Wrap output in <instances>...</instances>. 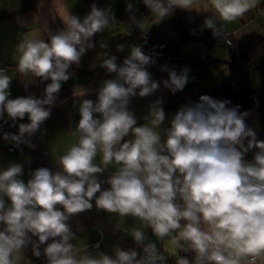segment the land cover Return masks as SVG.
I'll list each match as a JSON object with an SVG mask.
<instances>
[{"label":"clouds","instance_id":"clouds-1","mask_svg":"<svg viewBox=\"0 0 264 264\" xmlns=\"http://www.w3.org/2000/svg\"><path fill=\"white\" fill-rule=\"evenodd\" d=\"M124 2L127 23L116 19L112 3L93 2L83 17L60 15L63 27L48 28L47 39L19 32L15 67L0 65V140L23 154L22 145L37 148L33 137L46 133L63 84L96 48L97 35L124 23L125 36L133 29L143 36V43L117 44L116 54L99 42L102 51L90 67L105 70L108 78L98 82L95 99L88 98V89L74 87L78 119L70 121L68 134L75 143L54 156L52 168L31 169L25 179L31 157L0 165V264H32L25 255L29 247L45 264H168L170 258L174 264H264V139L247 122L251 113L208 94L169 113L166 94L183 93L197 77L189 65L170 63L171 57L161 63L165 45L145 49L152 27L178 11L211 13L191 35L208 30L231 47L227 25L261 0H139L148 9L140 19L137 0ZM195 19L188 17L191 24ZM126 50L120 60L117 54ZM153 68L166 76L155 78ZM10 71L26 81L25 89L43 84L41 95L13 97ZM150 97L138 116L132 102ZM4 125L18 131H3ZM94 207L114 217V231L135 246L114 243L110 252L102 251V230L94 252L78 245L84 229L73 230L70 221ZM129 218L134 223L122 228Z\"/></svg>","mask_w":264,"mask_h":264},{"label":"crops","instance_id":"crops-1","mask_svg":"<svg viewBox=\"0 0 264 264\" xmlns=\"http://www.w3.org/2000/svg\"><path fill=\"white\" fill-rule=\"evenodd\" d=\"M93 2L99 7H106L112 3L116 19L125 23L122 17L125 11L124 0H114V2L113 0H0V65L15 67L12 51L18 42L19 32H30L38 38L47 39L46 30L48 28L55 32L63 27L60 15L71 11L73 14L83 17L90 10ZM207 2L208 0H201L202 5ZM137 4L142 5L139 0H137ZM206 14L211 13L197 15L195 12L178 11L173 18L158 27L153 26L149 32L154 39H163L170 43L169 49L172 53L170 63L181 66L189 65L197 77L183 93H179L175 97L166 94V111L174 112L178 105L185 103L189 98L195 101L198 94L213 89L222 81H228L236 86L245 75L248 85L255 91L257 104L261 106L259 113L250 119L249 125L257 128L258 138L264 139V0H261L260 5L246 14L244 18L227 25L228 34L233 36L231 47L213 40L211 32L208 30L197 36L191 35L190 30L201 24ZM189 16L196 17L195 24L189 23ZM124 23L113 25L110 30L97 35L94 38L97 43L96 48L86 53L79 68L73 66L71 71L75 75L63 84L58 96V106L53 108L51 118L45 124L46 133L43 136L37 133L33 137L37 148L31 150L22 145L23 154L20 150L6 152L3 150L5 142L0 140V165L11 161L24 163L26 157H31L34 164L31 169L41 166L52 168L56 162L54 156L62 154L71 144L75 143V137L68 134L70 126H73L70 125V121L78 119L76 109L72 107L73 89L76 86L86 88L90 92L88 98L95 99L94 89L98 87L100 81L98 75L100 68L94 69L90 65L95 62L97 54L102 51L99 42L108 43L110 52L114 54H116L117 44L136 43L134 39L124 35ZM146 24L150 25L151 20H146ZM202 52L205 53L204 58H201ZM126 54L127 50L125 53L117 55L120 58ZM226 55L230 57L229 60L224 59ZM151 71L157 79L166 76L156 68ZM10 74L14 77L11 87L13 97L29 94L41 95L43 84H39V82L29 84L25 89L26 81L14 72L10 71ZM153 98H137L132 102L138 116L145 114V106ZM60 101H64V103L60 104ZM22 122H27V120ZM246 158L251 159L252 154L249 153ZM99 161L100 156L98 155L96 162L99 163ZM31 169L25 163V179L28 178L27 173ZM107 174L106 172L101 178H106ZM70 223L73 230L78 227L84 229L83 232L77 233L80 240L76 243L81 246L88 244L90 251L94 252V242L101 240L99 235L101 230L104 232L103 242L100 245L102 251L110 252L114 243H119L122 248L135 246L130 237L123 232L114 231V217L110 219L107 213L97 211L95 207L92 211L73 217ZM132 223L134 221L129 218L122 228H126ZM79 254L82 255L83 252ZM25 255L32 261V264H45L43 257L37 259L32 256L30 247ZM181 255L185 254L181 253ZM168 264H174V260L170 258Z\"/></svg>","mask_w":264,"mask_h":264},{"label":"trees","instance_id":"trees-1","mask_svg":"<svg viewBox=\"0 0 264 264\" xmlns=\"http://www.w3.org/2000/svg\"><path fill=\"white\" fill-rule=\"evenodd\" d=\"M245 77L244 75L236 86L228 81H222L213 89L198 94L195 100L202 94H208L217 99H230L233 104L240 105L242 111L247 110L251 113L247 121L249 123L250 119L259 113L261 106L257 104L255 91L248 85Z\"/></svg>","mask_w":264,"mask_h":264},{"label":"built area","instance_id":"built-area-1","mask_svg":"<svg viewBox=\"0 0 264 264\" xmlns=\"http://www.w3.org/2000/svg\"><path fill=\"white\" fill-rule=\"evenodd\" d=\"M138 7H139V11L136 14L137 15V19H140L142 16H147L148 15V9H146L143 5H138ZM122 17H123L125 23H127L128 22V15H127V13L125 11L123 12ZM124 33H125V27H124ZM140 35L141 34H140L138 29H133V35L130 38L134 39L136 41V43H143V36L142 35L140 36ZM147 39H148V44L145 45V49L146 50L148 48H150L151 46H153V45H161V44L165 45V47L163 49V54H162L160 62L165 61L169 57H171L172 53H171V51L169 49L170 48V43L169 42H167L166 40H163V39H154L151 36L150 33H148ZM229 39H231L233 41V36L231 34H229ZM213 40L223 43V41H218L215 38H213ZM119 59L122 60L123 56H120ZM98 75H99V79L100 80L108 78V77L105 76V70H103V69L98 70ZM9 123H11V122H9ZM3 131H11V132L15 133V132L18 131V128H9L7 125H4ZM3 150L6 151V152H16V151H19L20 149H16V148H14V146L5 143L4 147H3ZM27 165H28V167L30 169L33 168V166H34L33 162H31L30 164H27ZM99 241L100 240H96L94 242V245L97 242H99Z\"/></svg>","mask_w":264,"mask_h":264}]
</instances>
